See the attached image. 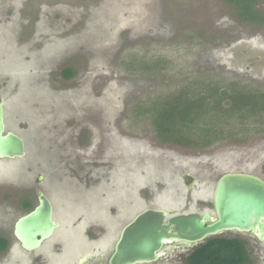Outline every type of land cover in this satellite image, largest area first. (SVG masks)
I'll return each instance as SVG.
<instances>
[{"label": "rangeland", "instance_id": "374dc122", "mask_svg": "<svg viewBox=\"0 0 264 264\" xmlns=\"http://www.w3.org/2000/svg\"><path fill=\"white\" fill-rule=\"evenodd\" d=\"M208 83L264 93V21H245L228 0H0L5 130L25 144L22 159L0 160V237L10 244L0 264H75L86 253L87 264H106L143 210L210 212L222 174L264 178V112L241 125L221 120L230 134L207 147L159 139V123L184 118L172 115V100L163 114L157 106ZM38 192L59 227L25 253L14 224ZM248 244L264 264V244ZM187 252L151 264H186Z\"/></svg>", "mask_w": 264, "mask_h": 264}, {"label": "water", "instance_id": "95a60500", "mask_svg": "<svg viewBox=\"0 0 264 264\" xmlns=\"http://www.w3.org/2000/svg\"><path fill=\"white\" fill-rule=\"evenodd\" d=\"M4 103L0 101V160L25 157L22 138L6 131ZM41 179V178H40ZM36 207L17 219L13 235L20 248L32 252L50 239L59 224L53 207L41 192ZM212 213L148 208L136 214L120 231L107 264H151L168 253L192 248L224 233H250L264 243V180L247 173L227 172L217 180ZM86 253L77 264L85 263Z\"/></svg>", "mask_w": 264, "mask_h": 264}, {"label": "trees", "instance_id": "16d2710c", "mask_svg": "<svg viewBox=\"0 0 264 264\" xmlns=\"http://www.w3.org/2000/svg\"><path fill=\"white\" fill-rule=\"evenodd\" d=\"M236 8L237 12L245 21H264L257 13L256 0H228ZM64 79H71L74 74L70 70L61 73ZM213 87L212 83L198 85L195 89H181L170 99L162 103V114L164 107L169 104L172 108V115H180L183 126H176L169 122L159 123L156 132L159 139L166 144L179 146H201L207 147L211 143L224 139L227 134L225 125L221 120L231 117L237 118L240 122L252 116L264 112V93L245 94L238 89L236 83L231 86ZM174 100V101H173ZM227 101V105L223 102ZM155 106H152L154 108ZM143 113L144 108H141ZM158 109L157 111H161ZM197 112H201L197 118ZM161 114V115H162ZM155 115V114H154ZM156 114L154 116L157 120ZM184 116V117H183ZM186 121V122H185ZM161 122V121H159ZM156 128V127H155ZM242 128V127H241ZM231 131V130H230ZM31 203L24 202L22 208L31 211ZM7 247L6 239L0 237V252ZM186 264H255V258L250 252L248 241L237 237H226L222 235L210 237L194 247L185 259Z\"/></svg>", "mask_w": 264, "mask_h": 264}, {"label": "flooded vegetation", "instance_id": "af4514ba", "mask_svg": "<svg viewBox=\"0 0 264 264\" xmlns=\"http://www.w3.org/2000/svg\"><path fill=\"white\" fill-rule=\"evenodd\" d=\"M227 173V172H226ZM241 173H247V174H251V173H249V172H241ZM253 175V174H252ZM255 176H257V175H255ZM184 178V180L185 181H190V179L191 178H188L187 176H183ZM257 177H259V176H257ZM220 178V177H219ZM218 178V179H219ZM259 178H261L262 180H264V178H262V177H259ZM217 182V181H216ZM216 184V183H215ZM194 184H190V186H193ZM215 187V186H214ZM197 195H198V192H197ZM200 197H201V195H199ZM202 196H204L203 194H202ZM212 200V199H211ZM200 204H204V201H200ZM209 211L210 212H208V213H212V211H213V208H212V201H211V204H209ZM32 211V210H31ZM30 212V211H29ZM205 213H207V212H205ZM222 236H226V237H237V238H240V239H244V240H246V241H249V238H254L255 239V242L258 244V243H261V244H264L263 242H260V241H258L253 235H251L250 233H247V234H241V233H237V232H229V233H224V234H222ZM3 238V237H2ZM5 239V238H4ZM6 241H7V247L5 248V250H3L2 252H0V253H8L9 254V252H10V244H9V241L6 239ZM44 243V242H43ZM41 247V246H40ZM196 247V246H195ZM194 247H192V248H185L186 250H188V252L186 253V255H185V257H184V261H185V259H186V257H187V255L189 254V252H191V250L193 249ZM57 249H59V246L57 247ZM57 251H59V250H57ZM25 252V251H24ZM32 252H34V251H32ZM32 252H25V253H32ZM54 253H56V254H58L57 252H54ZM253 253V252H252ZM85 255V254H84ZM83 255V256H84ZM10 256V255H9ZM7 258H8V256H7ZM57 258H59V262H61L60 260H61V257L60 256H57ZM82 258V257H81ZM90 258V257H89ZM10 259V258H9ZM80 259V258H79ZM79 259L77 260V262L79 261ZM27 261H29L28 259H26L25 260V264H28L27 263ZM88 261V260H87ZM87 261L85 262V263H83V264H87ZM14 262V261H13ZM58 262V264H60ZM77 262L75 263V264H77ZM45 263V262H44ZM44 263H41V264H44ZM65 262H61V264H64ZM11 264H14V263H12L11 262ZM30 264H33V262H30ZM106 264H107V261H106Z\"/></svg>", "mask_w": 264, "mask_h": 264}]
</instances>
